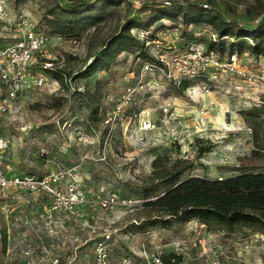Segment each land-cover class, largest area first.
Returning <instances> with one entry per match:
<instances>
[{
  "label": "rangeland",
  "instance_id": "rangeland-1",
  "mask_svg": "<svg viewBox=\"0 0 264 264\" xmlns=\"http://www.w3.org/2000/svg\"><path fill=\"white\" fill-rule=\"evenodd\" d=\"M8 1L13 13L24 12L46 31L43 16L47 10L66 3ZM118 1L102 10L100 21L75 33V44L67 42L68 38L50 39L47 51L61 78L50 75L56 82L48 79L44 86H27L4 114L1 131L10 145L1 168L8 173L41 175L76 165L90 203L111 193L130 203L93 204L85 206L81 219L60 213L49 221L45 196L17 192L0 204V264H51L54 258L58 264H95V243L103 239L104 229L111 233L105 239L109 264H123L125 257L142 263L150 252L178 256V264H264V233L254 225L238 222L227 231L198 217L148 225L155 216L142 208L144 200L169 187L165 180H152L155 158L157 168L185 161L182 177L224 178L249 169L264 170V115L258 124L247 114L261 103L264 88L236 74L224 75L208 92L198 86L199 81L181 91L161 81L158 88L137 93L124 112L114 117L113 108L124 89L136 82L141 64L152 60L156 49L179 53L189 41L209 45L217 37L207 23L186 25L181 18L158 19L148 32L142 28L129 31L138 39L136 46L116 51L104 64L86 71L93 56L127 20L145 23L164 7V0ZM138 1L142 7L135 5ZM167 1L166 9L202 8L230 26L264 23V0ZM93 3L99 6L100 0H90ZM231 39L228 36L226 41ZM224 48L223 56L230 53L229 47ZM238 54L240 67L264 74V57L246 51ZM165 103L187 127L176 142L160 126L140 127L145 119L159 124L160 107Z\"/></svg>",
  "mask_w": 264,
  "mask_h": 264
},
{
  "label": "built area",
  "instance_id": "built-area-1",
  "mask_svg": "<svg viewBox=\"0 0 264 264\" xmlns=\"http://www.w3.org/2000/svg\"><path fill=\"white\" fill-rule=\"evenodd\" d=\"M164 3L168 4L169 1L164 0ZM135 5L139 8L143 3L138 1ZM203 6L206 7L205 4ZM6 38L8 40L4 41ZM50 39L65 38L42 30L24 12L13 13L9 8L8 0H0V83L3 88L0 95V204L17 192L43 195L46 197L44 213L47 220L51 221L54 215L60 213L77 220L83 218L87 205L92 207L93 204H99L107 207L114 203L127 204L130 201L119 199L115 193H111L107 198L97 197L90 203L86 198L76 165L58 168L41 175L8 173L1 168L4 153L10 145V140L1 131L4 114L10 111L19 93L27 86H44L48 79L56 82L49 73L55 69L53 59L47 51ZM67 42L75 44L76 38H68ZM239 58L236 52L223 56L222 51L209 49L200 41L187 42L183 51L179 53L167 54L156 49L153 59L141 64L136 82L124 89L113 108V116L122 114L137 93L156 89L161 81L175 85L182 79L190 83L199 81L198 86H201L204 92H208L224 75L236 74L241 80L249 84L257 83L264 88V76H262L264 74L251 73L243 69L239 66ZM187 87L193 88V84ZM160 108L162 110L160 123L156 124L145 119L141 122V129L151 130L155 126H160L164 131H169L173 142L179 141L187 132L184 120L174 116L169 103H165ZM172 156L174 159L177 158L176 153H172ZM110 234L104 229L101 234L103 239L95 243V264H109L105 239H108ZM51 264H58V260L54 258ZM123 264H164V262L157 252H150L142 263L132 262L129 257H125Z\"/></svg>",
  "mask_w": 264,
  "mask_h": 264
},
{
  "label": "trees",
  "instance_id": "trees-1",
  "mask_svg": "<svg viewBox=\"0 0 264 264\" xmlns=\"http://www.w3.org/2000/svg\"><path fill=\"white\" fill-rule=\"evenodd\" d=\"M121 1L100 0V5L90 4V0H66L64 4L50 7L43 16L44 24L51 35L58 34L64 38L75 35L89 25H94L102 19V10L108 6L115 5ZM169 6L170 3L165 4ZM81 9H76L78 6ZM160 8L143 23L127 20L118 33H115L103 44V47L93 56L91 62L86 66L90 71L96 66L104 64L106 60L116 51H121L136 46L135 35L130 34L132 28H142L148 32L153 21L162 18H181L182 22L188 24L207 23L215 31L216 39H211L207 45L209 49L223 51L225 46L230 52H248L256 57H264V23L256 22L252 26H230L226 21L220 19L202 8H190L184 10ZM98 9L93 12V10ZM46 31V29L41 28ZM230 36L231 41H226ZM148 40V35L146 36ZM152 40V39H150ZM218 42V43H217ZM217 43L218 45H216ZM214 46V47H213ZM147 61V60H145ZM85 71V72H86ZM56 79L61 78V73L55 69L49 71ZM53 74V75H52ZM70 75V73H64ZM190 81L182 79L179 90L189 86ZM175 85V84H174ZM261 103L247 112L248 118L254 119L259 124L264 115V94L261 95ZM255 134L257 129L252 127ZM157 158L154 159L151 177L153 182L165 180L169 187L159 195L142 202V208L152 212L155 216L149 224L161 222L168 224L172 221H185L191 217H198L205 223L213 222L217 228L232 230L236 223L245 222L264 233V170L255 171L249 169L238 174L224 178H207L200 176L182 177L187 169L185 161L174 162L172 165L156 167ZM149 196V195H146ZM148 221L144 219L143 221ZM146 224V225H147ZM164 264H178L180 257L169 254L161 257Z\"/></svg>",
  "mask_w": 264,
  "mask_h": 264
},
{
  "label": "crops",
  "instance_id": "crops-1",
  "mask_svg": "<svg viewBox=\"0 0 264 264\" xmlns=\"http://www.w3.org/2000/svg\"><path fill=\"white\" fill-rule=\"evenodd\" d=\"M88 206V205H87ZM89 207V206H88ZM86 208V207H85ZM45 210V209H44ZM56 217H57V214L56 215H54V220L56 219Z\"/></svg>",
  "mask_w": 264,
  "mask_h": 264
}]
</instances>
